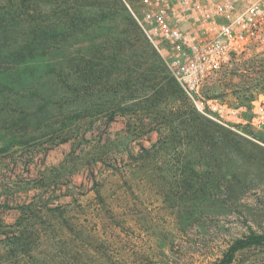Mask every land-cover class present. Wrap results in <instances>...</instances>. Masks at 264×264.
I'll return each instance as SVG.
<instances>
[{
  "label": "rangeland",
  "instance_id": "rangeland-1",
  "mask_svg": "<svg viewBox=\"0 0 264 264\" xmlns=\"http://www.w3.org/2000/svg\"><path fill=\"white\" fill-rule=\"evenodd\" d=\"M119 3L136 31L119 12L58 33L57 78L75 97L74 114L45 106L56 96L37 92L44 81L19 76L36 72L31 65L0 67L2 259L13 260L5 245L34 225L47 237L25 258L31 264H49L57 242L58 264H210L236 238L264 233V125L255 120L264 51L204 85L220 105L205 114L141 31V0ZM23 84L33 91L14 94ZM232 264H264V243Z\"/></svg>",
  "mask_w": 264,
  "mask_h": 264
},
{
  "label": "built area",
  "instance_id": "built-area-1",
  "mask_svg": "<svg viewBox=\"0 0 264 264\" xmlns=\"http://www.w3.org/2000/svg\"><path fill=\"white\" fill-rule=\"evenodd\" d=\"M185 95L203 113H219L204 85L254 49L264 51V0H141L135 14ZM264 125V101L255 115Z\"/></svg>",
  "mask_w": 264,
  "mask_h": 264
},
{
  "label": "trees",
  "instance_id": "trees-1",
  "mask_svg": "<svg viewBox=\"0 0 264 264\" xmlns=\"http://www.w3.org/2000/svg\"><path fill=\"white\" fill-rule=\"evenodd\" d=\"M111 0H0V67L7 65L14 69L18 65H31L37 71L19 72V76L34 77L44 81L41 91L47 97L49 93L55 95V99L48 101L45 106H58L68 114L77 111L72 107L75 101L70 88L59 85L57 78L60 73V66L56 63V52L61 39L58 33L68 31L75 32L79 28L86 30L94 24L95 19L102 21H116L119 12L126 13L125 20L132 25L136 31V21L134 17L127 13L125 6L114 2L120 8L111 6ZM142 31V30H141ZM52 79V81H49ZM54 82V87L51 84ZM33 85H15L14 94L24 95L33 91ZM181 88V87H180ZM182 90V89H181ZM54 108V107H53ZM74 108V109H72ZM64 127V126H63ZM64 131L60 133L62 135ZM67 134V132L65 133ZM69 135L63 137L61 142H66ZM238 138L241 139L240 136ZM100 194V191H97ZM67 203L65 206H69ZM32 215V214H31ZM49 218L56 217L48 213ZM37 216V215H36ZM32 217V216H31ZM47 233L40 229L39 225L32 228L23 227L5 246L13 249V260L0 258V264H31L25 258L36 256L37 249L40 248L39 241ZM264 243V233L245 235L236 238L224 251L223 256L210 264H232L236 255L242 249ZM60 242L53 243L51 252L48 254L49 264H58L57 257H61ZM67 252H72V246L66 248ZM39 254V252H37ZM39 264V263H36Z\"/></svg>",
  "mask_w": 264,
  "mask_h": 264
}]
</instances>
